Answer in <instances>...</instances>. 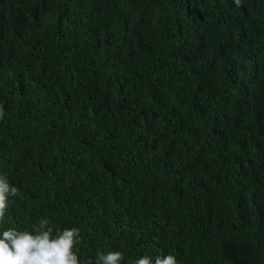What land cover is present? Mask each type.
I'll list each match as a JSON object with an SVG mask.
<instances>
[{
    "label": "trees",
    "instance_id": "16d2710c",
    "mask_svg": "<svg viewBox=\"0 0 264 264\" xmlns=\"http://www.w3.org/2000/svg\"><path fill=\"white\" fill-rule=\"evenodd\" d=\"M0 104L3 227L264 264V0H0Z\"/></svg>",
    "mask_w": 264,
    "mask_h": 264
},
{
    "label": "clouds",
    "instance_id": "9594fccd",
    "mask_svg": "<svg viewBox=\"0 0 264 264\" xmlns=\"http://www.w3.org/2000/svg\"><path fill=\"white\" fill-rule=\"evenodd\" d=\"M237 7L241 0H233ZM0 104V115L2 112ZM17 188L0 176V264H123L121 251L100 252L94 261L79 256L81 231L78 227L58 228L48 217L39 218L32 227H3L11 199ZM134 264H178L172 254L139 256Z\"/></svg>",
    "mask_w": 264,
    "mask_h": 264
},
{
    "label": "rangeland",
    "instance_id": "374dc122",
    "mask_svg": "<svg viewBox=\"0 0 264 264\" xmlns=\"http://www.w3.org/2000/svg\"><path fill=\"white\" fill-rule=\"evenodd\" d=\"M1 111V110H0Z\"/></svg>",
    "mask_w": 264,
    "mask_h": 264
}]
</instances>
